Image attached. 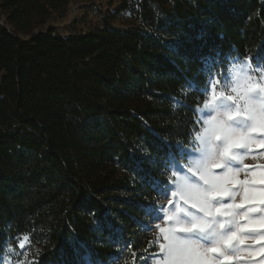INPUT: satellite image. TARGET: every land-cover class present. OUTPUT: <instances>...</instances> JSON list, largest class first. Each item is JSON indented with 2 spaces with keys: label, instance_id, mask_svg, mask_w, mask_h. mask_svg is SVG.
Returning a JSON list of instances; mask_svg holds the SVG:
<instances>
[{
  "label": "trees",
  "instance_id": "obj_1",
  "mask_svg": "<svg viewBox=\"0 0 264 264\" xmlns=\"http://www.w3.org/2000/svg\"><path fill=\"white\" fill-rule=\"evenodd\" d=\"M68 2L0 0V257L26 237L35 264H146L205 61L264 62V0H123L132 23L63 35Z\"/></svg>",
  "mask_w": 264,
  "mask_h": 264
},
{
  "label": "rangeland",
  "instance_id": "obj_2",
  "mask_svg": "<svg viewBox=\"0 0 264 264\" xmlns=\"http://www.w3.org/2000/svg\"><path fill=\"white\" fill-rule=\"evenodd\" d=\"M122 1L69 0L64 11L53 13L46 24L63 35L96 28L104 21L115 26H126L134 18L129 10H116ZM226 59L225 66H220L217 55H210L205 61L208 79L201 89L204 100L196 108L198 129L183 159H171L167 183L161 185L160 193L154 198L155 211L147 236H150L148 238L155 251L147 253L146 264H165V253L161 246L167 242L166 231L162 230L171 229L176 230V236L191 244V249L175 264H206V261L211 264H264V227L259 226V222L264 221V130H261L264 129V113L260 112L264 105V93L260 91L264 89V62L262 59L254 60L251 56L240 58L229 55ZM246 90H250L249 95L254 101L250 107L256 109V119L239 115L227 120L228 112H245ZM213 116L227 121L233 129V138H244L239 146L232 147L229 155L222 159L219 153L227 141L223 138L209 141L205 136V129L210 127L206 121ZM253 127L257 130L252 131ZM215 156L220 159L219 168L211 166ZM233 156L236 159H232ZM208 170L211 176L221 178L216 181V186L227 188L229 194L212 197L213 208L203 212L192 207L197 195L187 189L185 184L210 190L211 186L202 179ZM245 189L248 190L249 202L232 209V215L214 211L217 206L239 204L245 196ZM241 214L246 218L239 219ZM177 220L182 224L177 225ZM201 220L207 224L202 231L199 228L190 232L179 230ZM249 221H256V226L242 229L241 226ZM232 232L237 234V238L225 244L224 239ZM210 247H218L220 251L209 253L207 249ZM38 249V246L30 245L28 239L22 237L16 246H6L0 264H35V252ZM86 264L92 263L86 261Z\"/></svg>",
  "mask_w": 264,
  "mask_h": 264
},
{
  "label": "snow or ice",
  "instance_id": "obj_3",
  "mask_svg": "<svg viewBox=\"0 0 264 264\" xmlns=\"http://www.w3.org/2000/svg\"><path fill=\"white\" fill-rule=\"evenodd\" d=\"M261 93H264V89H260ZM250 90H246L245 96L247 97V104L245 112L241 113L239 111L236 112H228L226 114L227 120L233 119L235 116L239 115H247L249 119L255 120L256 119V109L254 107H250V105L254 104V101H252L251 96L249 95ZM244 98V97H242ZM229 99H232L229 97ZM260 112L264 113V105L261 106ZM210 125V127L205 129V136H211L213 139H224L227 141L223 149L219 153L220 159L227 157L230 153V149L234 146H239L242 141V136H237L236 138H233V129L231 126L227 123L226 120H218L217 117L213 116L211 120L206 121ZM257 129L255 127L252 128V131H256ZM264 130V129H261ZM214 160V163H212V167L219 168L221 167L220 159H217L216 156L212 158ZM232 159H236L235 156L232 157ZM202 179L205 180L206 184H209L210 190L201 189L198 186L195 185H188L185 184V187L195 193L197 195V199L192 204L193 208H198L200 211L203 212H209L210 209H212L211 205V198L216 196H226L229 194L228 189L224 187H217L216 181L220 180V177H213L210 174V170H208V174L202 176ZM248 190L245 189V196L240 201L239 204H229V205H222L217 206L214 208V211L217 213L223 212V214L226 215H232V209L241 207L246 202H249V197L247 195ZM239 219H245L246 216L244 214H241ZM195 221V220H194ZM177 225H181V221H176ZM257 224L256 221H249L247 224L242 225L241 228H251L255 227ZM207 226L206 222L201 220L199 222H193L188 227H180L179 230L183 232H190L195 228H199L201 231ZM259 226L264 227V221L259 222ZM166 231L165 240L166 244L161 246V250L165 253V264H175L177 260H179L187 251L191 249V244L186 241L184 238L178 237L175 235V229L171 230H162ZM237 238V234L235 232L230 233L226 239H224V243L228 244L233 239ZM220 249L218 247H210L207 249V252H218ZM229 257H225V259H228ZM206 264H211L210 261H206Z\"/></svg>",
  "mask_w": 264,
  "mask_h": 264
},
{
  "label": "clouds",
  "instance_id": "obj_4",
  "mask_svg": "<svg viewBox=\"0 0 264 264\" xmlns=\"http://www.w3.org/2000/svg\"><path fill=\"white\" fill-rule=\"evenodd\" d=\"M207 138H209V141L214 140L211 136H207ZM210 146H211V144H210Z\"/></svg>",
  "mask_w": 264,
  "mask_h": 264
},
{
  "label": "bare ground",
  "instance_id": "obj_5",
  "mask_svg": "<svg viewBox=\"0 0 264 264\" xmlns=\"http://www.w3.org/2000/svg\"><path fill=\"white\" fill-rule=\"evenodd\" d=\"M199 154V153H198ZM197 156V155H196Z\"/></svg>",
  "mask_w": 264,
  "mask_h": 264
}]
</instances>
